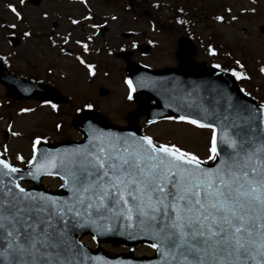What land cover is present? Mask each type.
Instances as JSON below:
<instances>
[{"label":"snow or ice","instance_id":"6c2138e0","mask_svg":"<svg viewBox=\"0 0 264 264\" xmlns=\"http://www.w3.org/2000/svg\"><path fill=\"white\" fill-rule=\"evenodd\" d=\"M19 3L24 6L25 0ZM79 3L87 7V0ZM6 7L23 20L14 5ZM225 11L231 13L230 8ZM242 11L255 15L257 9ZM92 19L90 14L81 19L69 17L73 26ZM224 19L223 15L214 17L218 23ZM230 19L235 22L238 17L230 15ZM0 27L15 29L16 25ZM70 35L62 37L64 44ZM94 35L86 40L92 41ZM23 36L29 38L31 32L24 31ZM75 43L84 53L90 51L87 42L78 39ZM59 51L71 55L64 48ZM207 53L218 55L211 43ZM174 55L182 68L190 67L183 49ZM74 60L88 77L96 75L95 65L81 55ZM0 61L6 62L3 56ZM233 63V68L219 63L212 68L230 73L237 81L251 78L240 59ZM259 73L264 76V65ZM122 83L126 88L123 100L129 103L135 100L137 88L145 86L144 80L127 77ZM171 84L173 111H188L163 119L207 130L206 159L176 143L157 142L150 135L105 130L97 126L95 116L87 115L96 111L94 103L77 106L74 112L84 127L83 140L75 147L41 152L42 140L37 136L31 141V158L25 161L21 154L15 155L16 161L28 166L24 169L0 153V264H109L90 256L81 243L80 235L89 229L93 241L108 234L146 238L159 257L156 264H264V102L243 103L230 92L203 83L186 87L179 78ZM240 92L250 95L243 88ZM43 103L59 111L52 101ZM30 111L20 109L21 113ZM135 115L126 118L133 120ZM55 128L61 131L63 125L56 123ZM41 176L58 178L66 195L22 186L25 178Z\"/></svg>","mask_w":264,"mask_h":264},{"label":"rangeland","instance_id":"374dc122","mask_svg":"<svg viewBox=\"0 0 264 264\" xmlns=\"http://www.w3.org/2000/svg\"><path fill=\"white\" fill-rule=\"evenodd\" d=\"M47 0L44 5L35 9L26 4L19 7V12L23 16L25 25L19 24L15 15L5 9V3L18 6L19 0H0V24H15V30H8L0 27V56H6L9 70L22 77L32 76L35 79L50 80L55 83H61L69 96V107L62 108L59 114L50 113L48 108L35 106L34 103H8L3 99V90L0 87V153L16 167H22L15 160L17 153L24 156L25 161L31 158V141L35 137H41L42 142H55L59 140H80L81 135L72 127L74 119V109L81 106L82 103L92 102L96 105L104 118L111 124L121 125L125 123V118L135 106L123 100L126 91L121 77L118 73H110L109 77L102 74L87 81L85 74H82L76 62L72 58L54 57L48 48L46 35L40 34L48 32L49 20L46 27L42 29L44 20L43 13H48ZM149 19L133 15L128 27L117 26L112 22L110 30L112 33L124 30L138 31L136 39L150 45L151 49L145 58H141L138 52L134 53L133 61H141L152 69H161L166 66H174V52L176 40L183 35L191 37L197 44L198 52L194 59L198 62L205 61L224 64L227 68L235 67L233 61L240 59L245 66V70L250 76L248 82L243 83V87L252 97L264 100V82L262 75L257 72L259 64L264 65V37L258 33V28L264 24V0H146ZM97 10L101 16L109 17L114 15L117 20L124 18L125 0H95ZM158 5V7H153ZM182 6L190 11L188 17L192 21L189 33L177 27L172 23L175 8ZM250 7L257 9L255 15L247 13ZM231 9V13L225 9ZM63 10H76L75 4L68 3ZM145 10V8L143 9ZM142 10V11H143ZM43 12V13H42ZM141 14V12H140ZM223 15L225 17L222 23H216L214 17ZM230 15H236L238 20L233 22ZM109 20V19H108ZM109 24V25H110ZM29 25V27H28ZM115 27H124L115 30ZM31 30V37L24 39L23 30ZM12 33L17 37L23 38L21 44L13 49L7 42V38ZM112 41V40H111ZM115 47L120 42L114 39L112 41ZM212 44L216 48L218 55L206 58L204 55V46ZM230 53V55H228ZM110 62V57L106 58ZM118 66V63H115ZM117 69V67H116ZM47 70L52 71L50 74ZM65 75V82H61ZM106 87L110 90L108 97L100 98L97 90L99 87ZM144 100V99H142ZM21 108L32 109L30 112L21 113ZM61 123V131L56 130L55 124ZM9 125L11 128H9ZM139 131L145 135L152 136L157 142H171L180 145L186 150L192 151L206 159V137L207 130L195 129L191 125L177 124L172 121H159L154 124L145 123L144 119L138 120ZM19 133L18 136H12V132ZM7 147L8 151L4 152ZM42 187L57 191L60 183L56 180H44ZM83 242L88 247L95 249L98 246L110 255L117 252H131L134 256H149L152 251L148 247L136 245L135 250H129L120 245L104 243L97 245L91 243L90 239L83 238Z\"/></svg>","mask_w":264,"mask_h":264},{"label":"water","instance_id":"95a60500","mask_svg":"<svg viewBox=\"0 0 264 264\" xmlns=\"http://www.w3.org/2000/svg\"><path fill=\"white\" fill-rule=\"evenodd\" d=\"M34 4L38 3V0H30ZM261 31H264V25L260 28ZM260 31V32H261ZM264 34V32H261ZM17 43L16 40H14ZM186 43L183 40L179 42V48L183 47L181 43ZM188 44V43H186ZM192 54V52L190 53ZM188 56V54H187ZM129 79L136 81L138 79H142L145 82L144 87H138L135 97L140 94H146L150 99L156 102V105L149 106L143 110L145 116L149 119L151 114L154 116L150 119H162L164 116H176L179 114H186L187 109L185 108L184 111L176 112L173 111V108L176 107V102L171 98V82L180 79L185 82L186 87H191L193 84H208L212 86H218L221 89H224L230 92L235 98L239 99L243 103L249 104H257L252 99L243 96L238 89L237 84L233 80V78L225 73H219V71L208 68L204 65L197 66V67H181V65L177 69H167L162 71H152L147 69H138L137 67H133V69H129L126 72ZM0 84L6 88V97L9 99H13L16 101L27 100L31 98L39 99L40 101L44 100H51L56 99V96L50 95L48 93H44L42 96H36L35 91L38 90L40 92V85L32 84L22 79H18L9 75L0 64ZM166 104L171 105V107H165ZM89 116H95L97 118L96 123L98 127H101L105 130L115 131L117 133L126 134L128 132H132L134 134L140 135L136 129V118L133 120H129L130 127L127 129H120L108 125L101 115L97 113H90L87 114ZM136 117V116H135ZM74 127L82 133V128L84 127L82 124L79 123L78 119L74 122ZM83 135V133H82ZM82 142V141H81ZM81 142H58L52 146L46 145H38V148L41 152L49 151V152H57L62 151L66 148L75 147L77 144ZM28 167V166H27ZM25 167V168H27ZM42 177V176H41ZM39 177L37 180H31L30 178H25L24 181H30L33 183L34 187L31 190L34 191H44L39 186ZM54 177V176H52ZM51 195H66V192L63 189H60L59 193H50L46 192ZM85 234H91V230H84L79 238H81ZM107 238V239H105ZM124 242L127 245H132L133 243L137 242H145L149 243L146 238L131 240L126 238L125 236H120L116 234H108L105 236H100L97 241H109L112 240L114 242L119 241ZM86 251L89 253L90 256H99L103 260L108 261L109 264H156L158 260V255L155 254L154 257L151 258H140L135 259L130 256L118 255L113 258L106 256L100 250L97 251H90L89 249L85 248Z\"/></svg>","mask_w":264,"mask_h":264},{"label":"flooded vegetation","instance_id":"af4514ba","mask_svg":"<svg viewBox=\"0 0 264 264\" xmlns=\"http://www.w3.org/2000/svg\"><path fill=\"white\" fill-rule=\"evenodd\" d=\"M45 0H40L39 5L37 8H40L44 5ZM72 3L76 5V10L71 11L69 14L68 10H63L64 7L67 6L68 3ZM47 9H48V15L47 17L44 16L42 19L44 20L43 26L41 27L44 29L46 27L47 21L49 20V27L47 29V33L43 30H39L40 34L46 35L48 48L50 49L52 55L54 57L58 56L60 58H68L69 55H65L64 53L60 52V48H66V52L71 53V58L74 60L75 55H81L83 59H85L86 62L92 63L95 65V72L96 75L91 78L99 77L101 74L105 75L106 77H109L110 73H118L121 77L124 75V69L126 66V61L124 59L118 58L117 54L120 53H131L130 59L133 61L134 52L132 51L131 44H128L129 40H123L120 35L127 30L124 27H128V24L131 23V20L127 18L126 14L124 15V18H120L117 21V23H123V24H117V26H124V27H115V30H121L119 32L112 33L110 30V27L112 26V22L116 21H108V27L106 31L102 34L101 33V27L98 29H92L89 27L91 24H101L100 20V12L97 10L95 5V0H87V7L79 3V0H47ZM36 8V9H37ZM132 12V10H131ZM91 15L93 17L90 21H83L81 20L80 25L73 26L70 23L69 17L72 19H81L84 15ZM110 24V25H109ZM93 32H95V35L93 36L92 41H87L86 37L88 35H92ZM70 35V41L68 44H64L62 37L66 35ZM81 40L88 43L90 51L88 53H84L82 48L75 43L76 40ZM114 39L116 41L120 42L119 48H114L115 45L112 42ZM112 40V41H111ZM53 41H55V46H53ZM69 49V50H68ZM110 53V54H109ZM110 57V62L106 61V58ZM70 58V57H69ZM75 61V60H74ZM115 63H118V66H116ZM77 66L79 67V71L82 74H86V69H84L81 65L76 62ZM117 67V69H116ZM52 71L47 70V73L50 74ZM90 77L87 76V79ZM64 80H61V82H65V75H63ZM35 81V80H34ZM45 82L56 89H58L63 95L67 96L64 86L61 83H55L50 80H45ZM47 106V105H46ZM58 109H62L65 107H68V104L65 105H57ZM51 109L50 107H48Z\"/></svg>","mask_w":264,"mask_h":264}]
</instances>
